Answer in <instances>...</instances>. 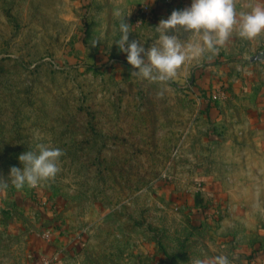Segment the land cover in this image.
Segmentation results:
<instances>
[{
	"label": "rangeland",
	"instance_id": "obj_1",
	"mask_svg": "<svg viewBox=\"0 0 264 264\" xmlns=\"http://www.w3.org/2000/svg\"><path fill=\"white\" fill-rule=\"evenodd\" d=\"M143 3L0 0V178L38 143L64 153L54 180L0 191V264H243L260 235L264 34L237 26L211 60L153 83L132 77L120 20L147 50L192 1L149 2L152 20L135 17ZM256 5L235 0L238 15Z\"/></svg>",
	"mask_w": 264,
	"mask_h": 264
},
{
	"label": "clouds",
	"instance_id": "obj_2",
	"mask_svg": "<svg viewBox=\"0 0 264 264\" xmlns=\"http://www.w3.org/2000/svg\"><path fill=\"white\" fill-rule=\"evenodd\" d=\"M116 16H121L117 11ZM238 26V36L252 40L264 34V6L256 5L250 12L237 14L235 0H192L190 8L173 11L166 20H161L156 31L160 34L147 50L139 41L129 42L130 26L120 20V38L116 41L119 50L127 54V62L137 71L132 77H139L153 83L166 84L173 80L186 62L199 59L208 53L211 60L224 46ZM175 34L169 35L168 33ZM182 33L189 38L180 39ZM193 37L196 41L193 42ZM93 40V45L100 42ZM143 57V58H142ZM162 95V92L160 93ZM64 155L59 148L44 143L36 144V150H29L19 156L23 168L12 167L7 180L0 178V191L6 190L10 180L15 189L25 186L36 188L54 180L59 173L60 158ZM191 264H205L200 259ZM212 264H229L227 257L218 256Z\"/></svg>",
	"mask_w": 264,
	"mask_h": 264
},
{
	"label": "crops",
	"instance_id": "obj_3",
	"mask_svg": "<svg viewBox=\"0 0 264 264\" xmlns=\"http://www.w3.org/2000/svg\"><path fill=\"white\" fill-rule=\"evenodd\" d=\"M153 5H158L162 0H146ZM192 0H174L175 4L179 3L182 6H187ZM262 110V109H260ZM253 128L260 132L264 129V116L256 117L252 121ZM255 131L252 132L254 134ZM247 138V136L245 137ZM260 235L257 237L252 248L249 249L247 255H244L245 259H242L243 264H264V227L261 229Z\"/></svg>",
	"mask_w": 264,
	"mask_h": 264
},
{
	"label": "built area",
	"instance_id": "obj_4",
	"mask_svg": "<svg viewBox=\"0 0 264 264\" xmlns=\"http://www.w3.org/2000/svg\"><path fill=\"white\" fill-rule=\"evenodd\" d=\"M174 0H162L158 5L155 7H158L159 5L163 8L165 7H173ZM155 7H153L150 3H143L136 9L135 17L139 19H146V20H152L155 17V14L157 13V10ZM58 257L57 255H54L50 259L45 258L44 264H57L58 263Z\"/></svg>",
	"mask_w": 264,
	"mask_h": 264
},
{
	"label": "water",
	"instance_id": "obj_5",
	"mask_svg": "<svg viewBox=\"0 0 264 264\" xmlns=\"http://www.w3.org/2000/svg\"><path fill=\"white\" fill-rule=\"evenodd\" d=\"M251 61L252 62H264V50L263 51H259L256 55L251 57Z\"/></svg>",
	"mask_w": 264,
	"mask_h": 264
}]
</instances>
